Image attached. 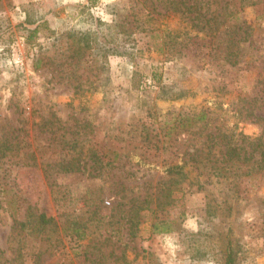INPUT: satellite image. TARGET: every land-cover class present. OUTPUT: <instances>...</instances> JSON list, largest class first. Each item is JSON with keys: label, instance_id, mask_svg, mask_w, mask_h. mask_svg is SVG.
Masks as SVG:
<instances>
[{"label": "rangeland", "instance_id": "obj_1", "mask_svg": "<svg viewBox=\"0 0 264 264\" xmlns=\"http://www.w3.org/2000/svg\"><path fill=\"white\" fill-rule=\"evenodd\" d=\"M91 1L0 0V264H264V0Z\"/></svg>", "mask_w": 264, "mask_h": 264}, {"label": "trees", "instance_id": "obj_2", "mask_svg": "<svg viewBox=\"0 0 264 264\" xmlns=\"http://www.w3.org/2000/svg\"><path fill=\"white\" fill-rule=\"evenodd\" d=\"M91 5H94V1L92 0ZM26 24L28 25H34L31 26L29 28H25L27 34H26V42H29V40L31 38H33L34 36H36L38 29L45 24L46 20L39 18H31L29 17V15H27L26 20L24 21ZM35 23V24H34ZM120 54H122V51L120 52ZM226 60L228 61V58H226ZM148 78L152 81V82H159V80L161 79V73L158 72V67L157 66H151L150 67V72L148 73ZM187 120H190V118H186ZM192 119L197 120V121H202L205 119V113L200 111L198 113H194L192 115ZM7 146H3L0 144V159H4L7 158ZM225 155L228 157V161H231V165L233 164L234 161L239 163V166L242 165L241 161V157L239 156V154L236 152L235 148H231L228 149V152H225ZM236 156L237 159H236ZM258 161L259 164H261L264 167V151L262 150L259 155H258ZM230 163V162H228ZM234 165V164H233ZM177 167V166H176ZM174 169V168H172ZM3 187L2 184H0V206L3 204V201H6L4 198V194H3ZM29 214H32L31 212ZM32 217V216H30ZM29 220V218H28ZM55 220V218L53 217H49L46 218L44 214H38L36 216V221L41 222V223H46V222H53ZM131 229V228H130ZM131 233V232H130ZM227 241L225 244V248H224V264H235V250L232 244V240L230 237V229L227 230ZM78 237H80L81 235H77ZM1 251V250H0Z\"/></svg>", "mask_w": 264, "mask_h": 264}]
</instances>
